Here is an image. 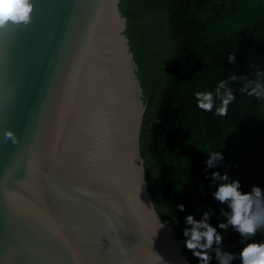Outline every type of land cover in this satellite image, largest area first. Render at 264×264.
Here are the masks:
<instances>
[{
    "label": "water",
    "instance_id": "95a60500",
    "mask_svg": "<svg viewBox=\"0 0 264 264\" xmlns=\"http://www.w3.org/2000/svg\"><path fill=\"white\" fill-rule=\"evenodd\" d=\"M33 3L0 35V264H190L149 190L121 0Z\"/></svg>",
    "mask_w": 264,
    "mask_h": 264
},
{
    "label": "trees",
    "instance_id": "16d2710c",
    "mask_svg": "<svg viewBox=\"0 0 264 264\" xmlns=\"http://www.w3.org/2000/svg\"><path fill=\"white\" fill-rule=\"evenodd\" d=\"M120 10L145 91L141 152L159 217L176 240H186L185 217L200 220L209 207L215 213L209 223L220 234L234 230L218 228L226 222L220 209H228L214 199L210 174L227 173L244 193L253 185L264 190V99L241 92V77L264 82L258 75L264 74V0H121ZM222 80L235 95L223 117L199 109L194 96L214 93ZM218 151L225 159L206 172L207 154ZM240 241L233 233L223 239L224 250L238 253ZM251 241L264 242V231ZM183 254L199 264L186 247Z\"/></svg>",
    "mask_w": 264,
    "mask_h": 264
},
{
    "label": "clouds",
    "instance_id": "9594fccd",
    "mask_svg": "<svg viewBox=\"0 0 264 264\" xmlns=\"http://www.w3.org/2000/svg\"><path fill=\"white\" fill-rule=\"evenodd\" d=\"M34 13L33 0H0V35L6 34L9 28H19L27 26ZM236 62V56L230 55L228 63ZM258 75H264L258 73ZM245 79L241 92L247 96H254L257 99H264V82L259 79ZM231 81H236L235 75L230 77ZM197 107L205 112H213L217 116H227L228 106L235 100V95L228 87V82L220 81L215 92L197 91L194 93ZM216 100L220 105H215ZM4 142L9 140L13 144L18 142L15 133L10 129H5L3 133ZM206 160V169L215 168L225 158L221 153L212 152ZM206 178H209L206 176ZM211 186H215L212 195L221 205H226L220 209V216L226 219V222H220L218 228L227 230L229 227L234 229L241 237L240 243L243 245L238 253L224 250L223 237L213 227L209 221L215 214L211 207L204 211L201 219L196 220L193 215L185 217V228L183 236L186 238L184 246L189 250L199 264H211L213 257L209 255L210 251L214 253L217 264H232L239 260L240 264H264V242L250 241L258 230L264 231V190L253 185L247 193L241 191L239 180H233L227 173L221 175L219 171L210 174ZM218 182V183H217ZM180 211L185 210L183 204L177 205ZM190 226V227H189ZM163 227V225H162Z\"/></svg>",
    "mask_w": 264,
    "mask_h": 264
}]
</instances>
